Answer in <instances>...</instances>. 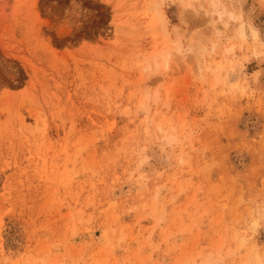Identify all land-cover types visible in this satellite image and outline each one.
<instances>
[{
    "label": "rangeland",
    "instance_id": "rangeland-1",
    "mask_svg": "<svg viewBox=\"0 0 264 264\" xmlns=\"http://www.w3.org/2000/svg\"><path fill=\"white\" fill-rule=\"evenodd\" d=\"M0 264H264V0H0Z\"/></svg>",
    "mask_w": 264,
    "mask_h": 264
},
{
    "label": "bare ground",
    "instance_id": "bare-ground-1",
    "mask_svg": "<svg viewBox=\"0 0 264 264\" xmlns=\"http://www.w3.org/2000/svg\"><path fill=\"white\" fill-rule=\"evenodd\" d=\"M243 33V32H242Z\"/></svg>",
    "mask_w": 264,
    "mask_h": 264
}]
</instances>
